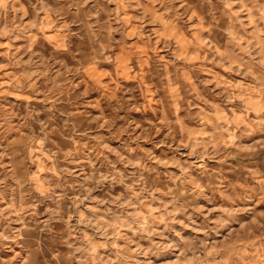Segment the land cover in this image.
<instances>
[{
  "label": "rangeland",
  "instance_id": "obj_1",
  "mask_svg": "<svg viewBox=\"0 0 264 264\" xmlns=\"http://www.w3.org/2000/svg\"><path fill=\"white\" fill-rule=\"evenodd\" d=\"M0 264H264V0H0Z\"/></svg>",
  "mask_w": 264,
  "mask_h": 264
}]
</instances>
